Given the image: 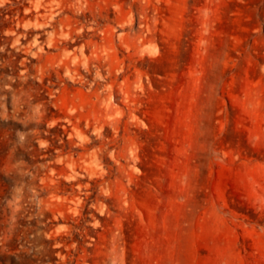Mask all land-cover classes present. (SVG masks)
<instances>
[{"label": "rangeland", "instance_id": "374dc122", "mask_svg": "<svg viewBox=\"0 0 264 264\" xmlns=\"http://www.w3.org/2000/svg\"><path fill=\"white\" fill-rule=\"evenodd\" d=\"M0 264H264V0H0Z\"/></svg>", "mask_w": 264, "mask_h": 264}]
</instances>
